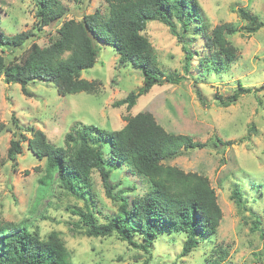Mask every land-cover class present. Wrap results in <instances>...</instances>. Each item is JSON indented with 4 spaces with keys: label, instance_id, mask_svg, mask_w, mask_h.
<instances>
[{
    "label": "rangeland",
    "instance_id": "rangeland-1",
    "mask_svg": "<svg viewBox=\"0 0 264 264\" xmlns=\"http://www.w3.org/2000/svg\"><path fill=\"white\" fill-rule=\"evenodd\" d=\"M58 1L66 10L63 19L40 27L34 1L0 0V31L8 36L29 32L33 35L32 43L46 47L57 39L61 22L79 21L96 10L103 15L108 13L103 0ZM196 1L206 31L190 35L191 31L183 44L166 26L155 21L147 23L144 34L153 46L159 69L180 81L152 87L130 110L125 105H114L143 86L142 76L131 66L119 64L114 49L100 43L94 66L80 73L82 79L97 82L92 94L62 97L52 83L36 81L27 85L26 96L18 84L7 85L0 79V225L25 222L41 238L56 232L71 264H205L212 246L226 250L221 264H264V0ZM239 9L257 16L263 27L253 34L240 31L226 37L236 48L235 61L219 71L204 65V74L199 76V60L194 57L190 73L185 74L183 46L205 56L202 42L207 29L211 31L222 24L236 28L246 25L237 12ZM177 30L180 31L178 24ZM2 49L4 54L9 53L1 46L0 53ZM22 52L16 50L13 54ZM240 88L250 89V93L239 96L227 107L221 105V100ZM144 112L150 113L166 132L187 135L204 145L163 162L185 173L206 177L222 212L214 239L184 257L180 256L181 235L160 236L149 253L134 249L114 235L86 236L78 224L79 217L72 213L88 207L97 223L102 224L118 207L106 196L97 172L91 175L89 195L76 197L55 190L41 201L35 198L44 161H38L27 150V143L22 140L30 137L24 131L27 127L41 130L50 143L64 146V137L72 128L84 125L116 131L128 117ZM13 119L22 128L20 137L14 135L18 130ZM16 138L21 140L22 152L9 161V143ZM113 175L115 182L121 183L119 189L128 193L130 204L148 189L147 180L135 175L128 165ZM236 189L241 191L244 206L231 199ZM256 218L257 230L253 225Z\"/></svg>",
    "mask_w": 264,
    "mask_h": 264
},
{
    "label": "trees",
    "instance_id": "trees-1",
    "mask_svg": "<svg viewBox=\"0 0 264 264\" xmlns=\"http://www.w3.org/2000/svg\"><path fill=\"white\" fill-rule=\"evenodd\" d=\"M32 1L37 7L35 15L40 27L59 22L66 14L58 0ZM103 1L108 7L107 15L96 10L82 16L79 21L61 22L57 39L46 47L32 43L30 38L33 35L29 32L8 36L0 31V46L9 50L7 54L3 49L0 53V79L7 85L18 84L26 96H29L27 85L36 81L52 83L62 97L92 94L96 91L97 82L82 79L80 73L94 66L99 50L97 43H100L112 47L118 63L140 72L143 80V86L136 93L130 92L117 101L115 107L125 105L130 110L136 100L152 87L178 83L180 79L164 75L159 69L153 46L144 33L147 23L155 21L166 26L178 43L183 44L186 34L191 31L190 35L206 31L197 1ZM237 12L246 25L236 28L222 24L211 31L207 29L202 42L205 56L183 46L185 74L190 73L194 57L199 60V76L204 74V65L219 71L233 63L236 48L226 37L240 31L253 34L263 27L257 16L244 9ZM16 50L23 52L14 55ZM248 93L250 89L240 88L220 103L227 107ZM13 124L18 130L14 135L22 136L17 120L13 119ZM24 131L30 136L28 139L22 137L27 150L38 161H44L35 190L38 201L52 196L55 190L75 194L76 197L89 195L91 175L97 172L106 196L118 205L116 213L102 224L97 223L88 207L72 213L79 217L78 224L86 236L106 238L114 235L134 249L149 253L151 245L160 236L181 235L180 256L184 257L203 246L204 242H211L217 234L222 212L208 179L163 164L184 151L204 145L187 135L166 132L150 113L128 117L125 125L116 131L84 125L72 128L64 137V146L50 143L35 127L29 126ZM20 143L19 138L10 141L7 150L9 161H14L21 154ZM123 165H128L135 175L147 180L148 189L133 204L128 201V193L119 189L121 183L115 182L113 175ZM231 199L237 205L245 204L240 190H233ZM253 225L259 229L257 218ZM28 226L25 222L17 226L12 223L0 225V264H71L69 253L56 232L41 238ZM226 255L222 247L212 246L205 264H221Z\"/></svg>",
    "mask_w": 264,
    "mask_h": 264
}]
</instances>
